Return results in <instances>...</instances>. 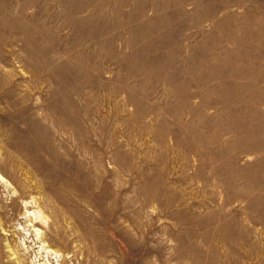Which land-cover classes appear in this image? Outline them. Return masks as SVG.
<instances>
[{
    "label": "rangeland",
    "instance_id": "rangeland-1",
    "mask_svg": "<svg viewBox=\"0 0 264 264\" xmlns=\"http://www.w3.org/2000/svg\"><path fill=\"white\" fill-rule=\"evenodd\" d=\"M0 264H264V0H0Z\"/></svg>",
    "mask_w": 264,
    "mask_h": 264
}]
</instances>
